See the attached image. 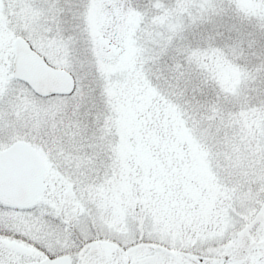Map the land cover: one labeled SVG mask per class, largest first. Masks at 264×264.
I'll return each instance as SVG.
<instances>
[{"label": "snow or ice", "instance_id": "obj_1", "mask_svg": "<svg viewBox=\"0 0 264 264\" xmlns=\"http://www.w3.org/2000/svg\"><path fill=\"white\" fill-rule=\"evenodd\" d=\"M102 2L17 0L35 23L21 32L0 20V264H264V193L239 219L218 212L219 233L231 225V235L202 244L203 208L186 213L193 219L182 231L180 216L134 212L117 199L118 149L104 133V117L122 114L128 97L159 104L152 79L186 104L214 101L212 119L230 104L244 137L257 134L249 121L258 118L253 150L264 159V0H112L142 16L120 38L118 62L76 72L70 90L55 84L56 72L42 79L29 49L42 56L65 43L49 37L50 22L67 18L74 37L87 38ZM224 67L242 81L231 98Z\"/></svg>", "mask_w": 264, "mask_h": 264}, {"label": "rangeland", "instance_id": "obj_2", "mask_svg": "<svg viewBox=\"0 0 264 264\" xmlns=\"http://www.w3.org/2000/svg\"><path fill=\"white\" fill-rule=\"evenodd\" d=\"M161 2L171 5L172 0H161ZM137 17L142 20V16L135 12L131 4L127 6V9L123 4L117 8L112 0H103L92 11L89 35L84 38L74 37L71 21L57 16L50 22L51 32L48 35L51 39L63 40L65 43L49 48L48 52L43 53V56L46 60H50L52 65L65 68L74 75L79 72L82 76H90L93 71H99L101 63L109 66L118 62L121 55L120 38L124 35L129 24ZM0 20L5 23V26L11 22L12 27L21 32L25 31L27 26L35 23L31 6L21 10L17 0H0ZM137 27L139 28V24ZM70 37L74 38L70 40ZM102 39L111 41L116 50L104 49L105 46L101 44ZM29 42L31 43V41ZM36 51L42 50L37 49ZM221 77L225 84L231 88L227 93L231 98L233 92L242 87V81L229 67L221 69ZM141 108L143 109L144 106ZM142 109H139L141 110L139 112H142ZM124 111H126L125 108ZM131 115L128 121L122 118L117 130H112V133L118 136V144H113L118 149L116 155L118 158L120 157L118 165H121V173H117V175L122 176L116 186L115 196L125 202L134 212L146 208L149 214L154 213L162 219L180 216L185 221L182 231L190 229L189 221L193 219L186 213H199L203 208L204 223L200 240L208 239L215 228L214 221H217V213L223 208L221 198L223 189L228 190L225 188L224 180H221L222 177H219L220 167L216 168L211 164H206L202 159L203 153L198 152L197 146L185 138L178 139L176 145L156 144L157 138H150L148 146L143 145L141 143L142 135L133 128L134 110ZM249 123L257 130L256 135H249L254 146H257L260 142L259 120L252 118ZM245 127L247 128V125ZM134 132L138 134H134ZM182 141L185 142L182 143ZM186 141L188 142L186 143ZM146 147L148 150H145ZM155 149L157 150L155 151ZM156 155L163 158L162 163L166 164V174L161 171L162 175H155L161 170L157 160L154 159ZM132 165L136 167L134 174ZM258 169L264 170V161L259 163ZM236 190L235 188L234 191ZM133 193L139 197L143 204L140 208L134 204Z\"/></svg>", "mask_w": 264, "mask_h": 264}, {"label": "trees", "instance_id": "obj_3", "mask_svg": "<svg viewBox=\"0 0 264 264\" xmlns=\"http://www.w3.org/2000/svg\"><path fill=\"white\" fill-rule=\"evenodd\" d=\"M174 2L175 0H172L170 4ZM147 67L146 64L145 68ZM148 83L155 97L159 99V104H144L135 96H130L124 105L126 113L109 112L108 116L104 117V133L109 144H118V136L113 134L112 130H117L122 118L128 121L134 110L133 128L142 135L143 145L148 146L150 138H157L156 144L169 143V145H176L180 138L188 139L197 146L198 152L203 153L202 159L206 164H211L216 168L220 167L218 174L222 177L221 180H224L227 189L238 188L241 182L257 176L259 163L264 159L260 157L257 150H253L254 144L249 136L241 135V121L234 119L237 112L232 110L230 104L220 102L219 115L216 119H212L207 109L215 103L214 101L206 103L197 98L194 102L186 104L182 97L169 94L167 89L152 79H149ZM140 105L144 108L142 109ZM138 107L143 111L139 112L141 110ZM83 127L88 129L89 125L85 123ZM138 133L134 132V134ZM147 148L145 150H148ZM119 158L117 156V160H120ZM154 159L157 160L158 167L161 169L158 174H154L160 176L161 171L166 174V164L162 163L163 158L156 155ZM120 166L118 165L116 173H121ZM132 168L134 174L136 167L132 165ZM133 190L136 189L133 188ZM133 195L134 204L140 208L143 204L136 194L133 193Z\"/></svg>", "mask_w": 264, "mask_h": 264}, {"label": "flooded vegetation", "instance_id": "obj_4", "mask_svg": "<svg viewBox=\"0 0 264 264\" xmlns=\"http://www.w3.org/2000/svg\"><path fill=\"white\" fill-rule=\"evenodd\" d=\"M101 44L105 46L104 49L116 50L115 46L109 42L102 39ZM228 188L222 194V205L223 212L222 217H227L229 220L239 219L238 215L239 209L247 206H259V196L264 193V170L258 169L257 176L255 178H248L246 181L241 182L238 188ZM227 191L228 199H225V194ZM230 209V211H229ZM242 215V214H241ZM217 220V218H216ZM218 221H214L215 228L209 235L208 239L200 240L202 244L210 245L212 247H217L218 242L224 239L225 236L231 235V225H229V230L223 234H220L217 228Z\"/></svg>", "mask_w": 264, "mask_h": 264}, {"label": "water", "instance_id": "obj_5", "mask_svg": "<svg viewBox=\"0 0 264 264\" xmlns=\"http://www.w3.org/2000/svg\"><path fill=\"white\" fill-rule=\"evenodd\" d=\"M18 38L22 40L24 39L23 36H19ZM29 43L30 42L28 40L25 41L26 46ZM29 52L32 56L36 57L38 63L35 66V71L41 76L42 79L46 77L47 73L56 72L58 73V76L55 80V84L62 87L65 83H67L70 90V87L75 83L74 75L70 71L53 65L52 67H49V65L45 63L46 59L44 56L37 55V51L33 52L31 49H29Z\"/></svg>", "mask_w": 264, "mask_h": 264}]
</instances>
